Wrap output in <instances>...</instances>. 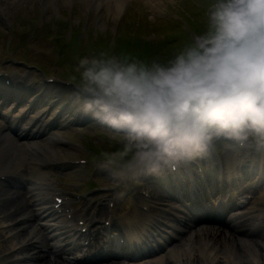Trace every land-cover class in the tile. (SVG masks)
Here are the masks:
<instances>
[{
    "label": "clouds",
    "instance_id": "obj_1",
    "mask_svg": "<svg viewBox=\"0 0 264 264\" xmlns=\"http://www.w3.org/2000/svg\"><path fill=\"white\" fill-rule=\"evenodd\" d=\"M205 14L170 55L80 59L74 97L115 134L101 160L115 176L264 160V0H209Z\"/></svg>",
    "mask_w": 264,
    "mask_h": 264
},
{
    "label": "rangeland",
    "instance_id": "obj_2",
    "mask_svg": "<svg viewBox=\"0 0 264 264\" xmlns=\"http://www.w3.org/2000/svg\"><path fill=\"white\" fill-rule=\"evenodd\" d=\"M59 1V3L57 2L55 7L58 9H55L51 6H49V9L51 12H54L56 14H52L49 17H51V19H58V21L60 20V22H63V24L61 25V31L68 35L70 28L76 26L80 21L85 22L84 21V16H82L84 13L82 11L83 7L81 4V1H76V0H57ZM204 1H209V0H204ZM203 2V0H182L180 2H174V0H157V5H158V10H156V13L160 16L164 15L166 17H175L176 21H180L182 16V12L184 13V15L189 16L190 14L196 13V9L195 6L197 5H201V3ZM168 3H170V8H168ZM190 4L189 8H187L188 4ZM70 6L72 7V10L70 9ZM77 6V11L78 14L73 15V10H75V7ZM66 7V8H65ZM40 8V7H39ZM189 12V13H188ZM48 14V13H47ZM181 17H179V16ZM203 23L204 21H206V17H204L202 19ZM106 22H108L106 25H108V27L106 28V26H103L102 23L99 24L98 27L94 26L91 22L90 24H88L89 28L91 31H93V38L96 35H102L104 37V33L109 32L112 33L113 31H116V23H118V20L115 22L114 19L112 20H107ZM111 25H114L113 27H109ZM175 25V22H170V23H164V27L169 28V33L167 35H165L164 32H161L162 29L159 27L158 29V34L159 36L163 39V38H169V36H171L170 38H179V39H185L182 38L180 35V30L185 27V24H181L178 25V27L175 29V27L173 26ZM68 28V30H67ZM106 28V29H105ZM84 35V32L82 33ZM175 36V37H173ZM183 41L182 40H178V43H176V45H181ZM172 51L174 49H176V47L171 48ZM171 54V52L169 51V55ZM76 155L78 156H86L83 152L81 153H77ZM50 177L53 179V183L57 184V182L60 180V177H58V175H51ZM8 258V257H7ZM9 260V258H8Z\"/></svg>",
    "mask_w": 264,
    "mask_h": 264
},
{
    "label": "bare ground",
    "instance_id": "obj_3",
    "mask_svg": "<svg viewBox=\"0 0 264 264\" xmlns=\"http://www.w3.org/2000/svg\"><path fill=\"white\" fill-rule=\"evenodd\" d=\"M56 139H57V142H61V143H60L61 145H60V147H59V148H61V149L63 148V146H64L65 144L68 145V147H73V145H69V144L63 142L64 139H62V138L59 137L58 135L56 136ZM41 145H42V144H40L39 146H36V147H41ZM43 145H45V143H44ZM14 147L16 148V145L11 143L10 148H11V149H14ZM34 147H35V146H34ZM42 153L45 154L46 151H42ZM151 192L154 193V190L151 189ZM162 195H163L162 193L159 194V195L157 196V198H158V199L161 198ZM3 212H4V210H3ZM48 264H58V263H57L56 261H52V260H51V262L48 263Z\"/></svg>",
    "mask_w": 264,
    "mask_h": 264
}]
</instances>
